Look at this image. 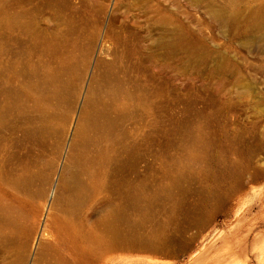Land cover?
<instances>
[{"label":"rangeland","instance_id":"374dc122","mask_svg":"<svg viewBox=\"0 0 264 264\" xmlns=\"http://www.w3.org/2000/svg\"><path fill=\"white\" fill-rule=\"evenodd\" d=\"M145 242L264 264V0H0V264Z\"/></svg>","mask_w":264,"mask_h":264},{"label":"bare ground","instance_id":"6f19581e","mask_svg":"<svg viewBox=\"0 0 264 264\" xmlns=\"http://www.w3.org/2000/svg\"><path fill=\"white\" fill-rule=\"evenodd\" d=\"M202 231L198 233L197 237L202 238ZM117 250H123L122 253L124 254L122 255L118 254V256L110 258L105 264H175L176 261L179 259V256L175 253H168V252H166L167 254L163 253L161 255L166 260H159V259H149V257H145V256L142 257V256L134 255V251L131 249L117 248Z\"/></svg>","mask_w":264,"mask_h":264},{"label":"water","instance_id":"95a60500","mask_svg":"<svg viewBox=\"0 0 264 264\" xmlns=\"http://www.w3.org/2000/svg\"><path fill=\"white\" fill-rule=\"evenodd\" d=\"M200 239H196V240H192L191 244H190V248L188 250H186V253H189L191 251V249L196 245V243L199 242ZM148 246L152 251H155L157 253H166L167 248L169 247V244L165 243V244H156V243H149V242H145V247Z\"/></svg>","mask_w":264,"mask_h":264}]
</instances>
